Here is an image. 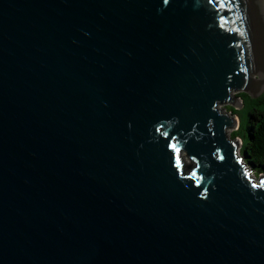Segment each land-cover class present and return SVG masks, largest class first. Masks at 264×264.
Instances as JSON below:
<instances>
[{
  "label": "water",
  "instance_id": "1",
  "mask_svg": "<svg viewBox=\"0 0 264 264\" xmlns=\"http://www.w3.org/2000/svg\"><path fill=\"white\" fill-rule=\"evenodd\" d=\"M263 80L260 0H0V264H264Z\"/></svg>",
  "mask_w": 264,
  "mask_h": 264
},
{
  "label": "trees",
  "instance_id": "2",
  "mask_svg": "<svg viewBox=\"0 0 264 264\" xmlns=\"http://www.w3.org/2000/svg\"><path fill=\"white\" fill-rule=\"evenodd\" d=\"M244 94L238 93L237 97L241 98ZM257 103L261 106L254 108L249 113L247 129L244 133L246 142L244 144L243 140H240L241 146L238 154L252 172L254 179L264 177V90L258 96ZM226 110L236 115L233 108L227 107ZM240 127L239 125L238 130ZM238 130H234L229 134L230 139L239 138L236 133Z\"/></svg>",
  "mask_w": 264,
  "mask_h": 264
},
{
  "label": "rangeland",
  "instance_id": "3",
  "mask_svg": "<svg viewBox=\"0 0 264 264\" xmlns=\"http://www.w3.org/2000/svg\"><path fill=\"white\" fill-rule=\"evenodd\" d=\"M260 5H261V11H262V17H263V23H264V0H260ZM263 82H264V80H263ZM261 87H262V84H261ZM261 87H260L258 93L252 97L249 96L248 94H244L243 96H241V98L238 99L240 104H239L237 109L230 107L228 105L224 106L225 109L227 107H230V108H233L235 110L236 115H234V116L237 118V129L236 130H238L239 125L241 126L240 129L238 131H236V133L239 136L240 140L241 139L243 140L244 144L246 142L244 133L247 129L246 126H247V118L249 116V113L254 108H259L261 106L257 103V98L260 95L259 93H260ZM237 95H238V93L236 94V96ZM221 108L223 109V107H221ZM232 131H234V130H232ZM232 131H230L229 134ZM238 154H239V149H238Z\"/></svg>",
  "mask_w": 264,
  "mask_h": 264
},
{
  "label": "bare ground",
  "instance_id": "4",
  "mask_svg": "<svg viewBox=\"0 0 264 264\" xmlns=\"http://www.w3.org/2000/svg\"><path fill=\"white\" fill-rule=\"evenodd\" d=\"M243 163H244V160H243ZM244 165H245V163H244ZM245 166H246V165H245ZM246 167H247V166H246ZM247 169L250 170L248 167H247Z\"/></svg>",
  "mask_w": 264,
  "mask_h": 264
}]
</instances>
